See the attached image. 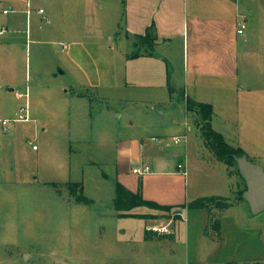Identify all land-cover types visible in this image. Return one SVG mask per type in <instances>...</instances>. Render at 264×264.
<instances>
[{
  "label": "rangeland",
  "instance_id": "374dc122",
  "mask_svg": "<svg viewBox=\"0 0 264 264\" xmlns=\"http://www.w3.org/2000/svg\"><path fill=\"white\" fill-rule=\"evenodd\" d=\"M35 1L47 9L45 16L50 24L34 18L33 35H27L25 15L18 12L0 15V24L9 29L8 34L0 37V264H152L148 253L138 245L139 250L132 255L130 247L119 244L118 263L116 257L110 256L112 240L119 239L118 235L122 233L127 240L131 230L140 235L145 224L117 218L113 180L106 183L102 172L91 163H100L107 156L109 161L111 151L108 152L106 144H101L100 140L103 136L111 137L127 121H133L143 130L151 122L163 126L167 135L165 144L178 148L186 147L183 138L186 132L190 135L193 131L196 135L197 131L191 120H186L178 111L163 116L157 114L155 105L150 102V94L156 93L153 90L135 89L133 93L139 98H133L141 99L127 109V104L121 101L131 99L130 90L125 88L126 85L115 90V84L110 81L111 66L119 67L120 83L125 76L124 62L119 58L122 54L118 53L120 46L110 42L109 38L103 39L94 23H88L91 28L86 26L85 31L83 22L73 13H67L70 0ZM25 6L23 0H0V13L5 8L19 11ZM69 15L74 18L71 20ZM3 41L5 44L1 43ZM252 43L253 46L257 44L254 38ZM65 44L67 50L63 48ZM257 47H253L250 56L252 71L255 63L264 64V50ZM249 80L252 84L255 82V78ZM82 82L90 83L91 87L82 92ZM95 85H100L98 90ZM10 89L14 91L9 92ZM27 90L31 122L10 123L4 127L1 121L15 119L26 107L27 99L17 98L16 93L25 95ZM77 90L83 94L93 93L89 96L94 107L80 122L79 118L70 115L65 103L70 98L68 94ZM99 95L117 96L122 104L114 100L111 103L114 110L100 117L98 106L103 103L99 102ZM182 97L177 95V99ZM230 103V108L226 102L217 103L214 130L222 134L232 148H250L249 152L255 158L252 161L264 168V137L255 134L244 141L238 126V107L233 99ZM146 113H151V120ZM175 121L183 125L175 126ZM257 121L261 128L264 120ZM40 123L45 127L49 125L45 132L40 130ZM79 123L84 129V140L71 143L64 125ZM195 125L200 128L203 140L195 137L190 148L188 176L183 177L181 183L171 181L167 185L177 190L176 202L182 209H190L196 196L206 197L215 190L229 198L210 202V209H240L225 217L221 250L217 254L214 250L207 252L211 257L209 264H264V212L253 216L247 210L250 209L248 204L240 198L246 185L238 174L237 163L231 166L223 163L232 178L220 180L212 176L213 158L219 159L203 137L200 121ZM155 130L147 128L152 133H156ZM175 134L183 138L181 143L175 144ZM73 136L83 137L73 133L71 140ZM260 159H263L262 163ZM105 171L111 175L112 167L106 164ZM79 180L87 182L86 193L71 184ZM236 183L241 185L240 193ZM84 197L90 203L83 202ZM135 209L148 210L151 213L143 217L160 219L165 224L175 218L173 211L162 212L161 216L160 211L148 206ZM102 249L107 251V256H101ZM180 253L179 247V256ZM160 264L163 263L160 261ZM179 264L189 263L183 258Z\"/></svg>",
  "mask_w": 264,
  "mask_h": 264
},
{
  "label": "crops",
  "instance_id": "0c3cea01",
  "mask_svg": "<svg viewBox=\"0 0 264 264\" xmlns=\"http://www.w3.org/2000/svg\"><path fill=\"white\" fill-rule=\"evenodd\" d=\"M23 1L26 2L25 8L19 11L5 8L0 15H4L5 10L13 11L10 14L18 12L25 15L27 35L29 33L33 35L34 18H40L50 24V20L45 16L48 13L47 9L42 4L35 0ZM28 2L31 6V16L26 13L29 9ZM70 2L67 13H73L78 21H82L85 31L86 26L91 28L88 27V23H94L103 39L109 38L110 42L120 46L121 50L118 53L122 54L119 58L124 62L125 76L120 83L119 67L111 66L110 81L115 84V90L125 85V88L130 90L128 95L130 94L131 99L121 101L127 104V109L132 108L131 106L141 99L133 98L137 97L133 93L135 89L156 91L155 94H150V102L155 105V112L161 116L169 112L182 113L186 120H191L198 134L193 135L194 132L191 131L192 135H189L186 132L183 137L186 147L178 148L165 144L167 135L163 126L151 122L143 130L133 121H127L125 126L117 128L111 137L103 136L100 140L101 144H106L108 152L111 151L110 159L107 161V156L100 163L91 165L97 166L106 183L113 180L116 197L117 186L120 184L131 193L139 194L146 202L172 207V214L175 217L166 221L167 223L172 221L169 235H159L149 232L147 227L165 223L160 219L151 220L143 217L151 213L148 210L134 209L133 212H129L134 217H120V213L116 211L118 219L142 221L145 226L140 235L136 234V230H131L127 240L123 233L119 234V239L111 241L110 256L112 259L116 257L118 263L120 244L126 248L130 247L132 255L137 253L140 246L148 253L152 264H160V261L163 264H179L183 258H186L189 264H209L211 257L207 252L214 250L217 254L221 250L225 217L230 212L240 209H182L181 204L176 202L177 190L167 183L171 181L175 184L181 183L183 177L187 178L188 165L191 164L190 148L195 143V137L203 140L200 128L195 125L196 121L197 124L199 122V116L188 111V100L213 107V127L214 118L218 115L217 103L226 102L230 108L233 99L238 107L240 119L238 126L244 141L255 134L264 137V125L261 124L260 128L257 121L260 118L264 120V78H261L264 77V64L255 63L252 71L253 65L250 62L253 47L258 46L264 50V0H70ZM40 9L46 13L39 14ZM74 17L70 16V19ZM240 21H245L247 26L242 35L238 34ZM0 26L7 28L6 34L9 33L8 27L1 24ZM14 27L18 29V26ZM253 38L257 42L255 46L252 43ZM1 43L5 44L4 41ZM64 46L63 48L67 50V45ZM250 77L255 78L253 84L252 80H249ZM111 83L110 85H113ZM89 85L90 83L82 82L81 91H86L87 87H91ZM99 87L100 85L94 86L97 90ZM179 88L180 91H177ZM81 91H71L70 94L67 91L70 98L65 101L70 115L79 118V122L94 107L89 96L93 93L83 94ZM177 95L183 97L177 99ZM116 97L99 95V102L103 103L98 106L100 117L107 116L114 110L111 105L114 100L121 103ZM145 116L149 120L152 119L151 113H146ZM40 124V130L45 132L49 125L45 127L44 124ZM72 124L68 127L64 125V128L68 129L70 142L83 141L84 129L81 124ZM174 124L183 125L178 121ZM147 128L157 129L156 133L147 131ZM73 133L83 137L73 136L71 140ZM176 135L173 140L182 138ZM203 144L206 147L204 141ZM240 149L246 156L255 159L249 152L250 148L244 146ZM259 161L262 163L263 159ZM106 164L112 167L111 175L105 171ZM180 164L185 165L186 170H179ZM210 167L215 179L232 178L228 169L216 158H213ZM97 168L95 170H98ZM147 168L149 171L144 172ZM135 169H141L143 174L135 173ZM71 184L79 187L84 193L88 190L85 180ZM236 185L240 193L241 185L240 183ZM212 193L214 194L206 197L229 198L218 190ZM198 199H201V196H196L195 201ZM247 210L251 213L250 209ZM159 214L161 215L162 211ZM107 255V251L102 249L101 256Z\"/></svg>",
  "mask_w": 264,
  "mask_h": 264
},
{
  "label": "trees",
  "instance_id": "16d2710c",
  "mask_svg": "<svg viewBox=\"0 0 264 264\" xmlns=\"http://www.w3.org/2000/svg\"><path fill=\"white\" fill-rule=\"evenodd\" d=\"M187 109L191 113H196L199 116V121L201 125V132L205 138L209 147L212 148L215 152L217 158L220 162L226 163L228 166H231L233 163H236V158L243 157L245 152L241 149H234L226 143L225 138L222 134L215 131L212 127V119L214 116V110L211 105L195 103L191 100H188ZM239 174V172H238ZM240 176V174H239ZM243 193H240V198H242ZM219 198L215 197H206L198 199L192 202L189 205L190 209H210V202L214 200L218 201ZM85 203H90V201L84 197L82 199ZM141 206H148L158 211L165 213L172 212V207L159 206L151 202L144 201L139 194H134L128 191L122 185L117 186V197L114 203V208L119 212L120 217H131L129 212L135 208ZM134 217V216H133ZM135 217H138L135 215Z\"/></svg>",
  "mask_w": 264,
  "mask_h": 264
},
{
  "label": "water",
  "instance_id": "95a60500",
  "mask_svg": "<svg viewBox=\"0 0 264 264\" xmlns=\"http://www.w3.org/2000/svg\"><path fill=\"white\" fill-rule=\"evenodd\" d=\"M11 92L14 89H10ZM238 172L244 180L246 190L243 200L248 204L253 215L264 212V168L255 164L251 158L244 155L236 158Z\"/></svg>",
  "mask_w": 264,
  "mask_h": 264
},
{
  "label": "built area",
  "instance_id": "2783aa9c",
  "mask_svg": "<svg viewBox=\"0 0 264 264\" xmlns=\"http://www.w3.org/2000/svg\"><path fill=\"white\" fill-rule=\"evenodd\" d=\"M28 6H29V9L27 10L26 13L28 16H31L32 11H31V6L29 5V2H28ZM11 12H13V11L5 10L3 13H4V15H9ZM38 13L41 15H44L45 11L43 9H40L38 11ZM47 23H49V22L47 21ZM238 27H239L238 34L242 35L244 33V31L246 30V27H247L245 21H240L238 23ZM7 32H8L7 28L0 26V35H5ZM64 48H65V46H64ZM16 97L27 99V105L25 108H22L20 110V114H18L15 119L1 121V123L4 127L8 126L10 123H29V122H31V117H30V112H29V102H28V99H29L28 91L25 95H22L19 92H17ZM181 141H182V138H176L175 139L176 144L181 143ZM34 149H37V147L34 146ZM178 168H179V170H186V166L183 164H180L178 166ZM148 171H149V169L147 168L144 172H148ZM134 172L137 174H140V175L143 174L141 169H135ZM185 175H187L186 171H185ZM171 223H172V221L170 223H167V224H158L155 226H148L147 230L149 232H153V233H157V234H169L171 232L170 231Z\"/></svg>",
  "mask_w": 264,
  "mask_h": 264
}]
</instances>
